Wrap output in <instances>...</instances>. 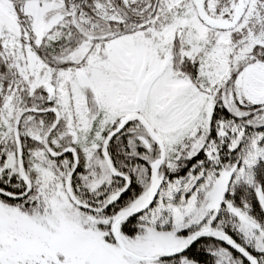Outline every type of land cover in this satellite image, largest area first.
I'll use <instances>...</instances> for the list:
<instances>
[{"label":"snow or ice","instance_id":"6c2138e0","mask_svg":"<svg viewBox=\"0 0 264 264\" xmlns=\"http://www.w3.org/2000/svg\"><path fill=\"white\" fill-rule=\"evenodd\" d=\"M0 264H264V0H0Z\"/></svg>","mask_w":264,"mask_h":264}]
</instances>
